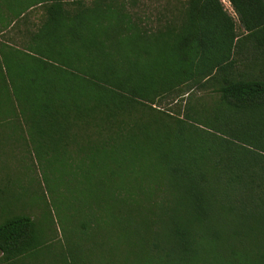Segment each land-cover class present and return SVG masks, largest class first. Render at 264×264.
Masks as SVG:
<instances>
[{
  "label": "trees",
  "instance_id": "16d2710c",
  "mask_svg": "<svg viewBox=\"0 0 264 264\" xmlns=\"http://www.w3.org/2000/svg\"><path fill=\"white\" fill-rule=\"evenodd\" d=\"M229 1L0 0V143L65 223L0 205V264H264V0Z\"/></svg>",
  "mask_w": 264,
  "mask_h": 264
},
{
  "label": "rangeland",
  "instance_id": "374dc122",
  "mask_svg": "<svg viewBox=\"0 0 264 264\" xmlns=\"http://www.w3.org/2000/svg\"><path fill=\"white\" fill-rule=\"evenodd\" d=\"M223 1L226 7L233 11L230 1ZM38 12L35 10L34 13ZM35 14L32 15V19H35ZM170 106L174 105L170 102ZM2 139L0 143V205L20 204L24 208L23 213L30 215L33 213V218L44 227L47 235H54L56 239L61 238L62 226L65 225L63 216L59 214L40 168L36 172L32 170L31 143L26 146L13 145L9 134L8 137L3 134ZM44 254V258L49 261L51 258L47 253Z\"/></svg>",
  "mask_w": 264,
  "mask_h": 264
},
{
  "label": "crops",
  "instance_id": "0c3cea01",
  "mask_svg": "<svg viewBox=\"0 0 264 264\" xmlns=\"http://www.w3.org/2000/svg\"><path fill=\"white\" fill-rule=\"evenodd\" d=\"M21 134H22L21 131H19L18 129L10 131L9 136L11 138V143L13 145H17V146L27 145V141L22 138Z\"/></svg>",
  "mask_w": 264,
  "mask_h": 264
}]
</instances>
